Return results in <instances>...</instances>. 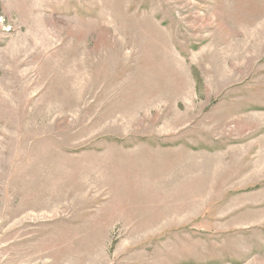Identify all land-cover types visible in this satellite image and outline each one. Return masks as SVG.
Segmentation results:
<instances>
[{
    "label": "rangeland",
    "instance_id": "1",
    "mask_svg": "<svg viewBox=\"0 0 264 264\" xmlns=\"http://www.w3.org/2000/svg\"><path fill=\"white\" fill-rule=\"evenodd\" d=\"M0 264H264V0H0Z\"/></svg>",
    "mask_w": 264,
    "mask_h": 264
}]
</instances>
